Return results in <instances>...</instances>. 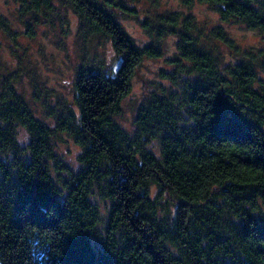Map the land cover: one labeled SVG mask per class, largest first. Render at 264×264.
I'll return each instance as SVG.
<instances>
[{
  "label": "trees",
  "instance_id": "trees-1",
  "mask_svg": "<svg viewBox=\"0 0 264 264\" xmlns=\"http://www.w3.org/2000/svg\"><path fill=\"white\" fill-rule=\"evenodd\" d=\"M16 1L27 31L64 32L69 9L118 57L105 68L83 53L74 106L38 115L0 59V264H264V45L241 47L180 8L146 7L137 44L118 20L136 13L129 0ZM204 1L264 31V0ZM0 30L13 39L2 16ZM165 33L175 49L126 128L119 100ZM61 132L78 147L70 158Z\"/></svg>",
  "mask_w": 264,
  "mask_h": 264
},
{
  "label": "rangeland",
  "instance_id": "rangeland-1",
  "mask_svg": "<svg viewBox=\"0 0 264 264\" xmlns=\"http://www.w3.org/2000/svg\"><path fill=\"white\" fill-rule=\"evenodd\" d=\"M126 3L135 8L136 13L120 14L118 20L137 44L149 40L140 22L146 7H149L148 10L152 11L180 8L192 14L198 22H205L207 25L221 24L241 47L264 45V31L247 27L238 21L221 20L218 12L204 0H129ZM16 5V0H0V16L6 19L8 28L14 31L11 39L0 30V59L18 73L16 87L28 103L33 105L36 115L40 114L42 103L45 102L56 107L63 104L74 106L73 81L83 53L86 60L102 62L101 65L105 68L116 64L118 56L109 38L97 33L83 35L78 28L76 14L69 9L65 14L64 32L57 24L49 21L39 22L27 31ZM174 41L175 34L165 33L159 38L160 53L144 56L136 65L129 90L120 98L119 111L114 115L126 128L131 124L141 93L151 88L153 82L161 79L159 70L166 67L165 59L174 51ZM11 45L15 48L14 51L11 50ZM228 55L229 51L226 49L225 56ZM21 135L19 134L20 137ZM54 141L57 151L66 158L72 157L78 151L77 145L64 132Z\"/></svg>",
  "mask_w": 264,
  "mask_h": 264
}]
</instances>
